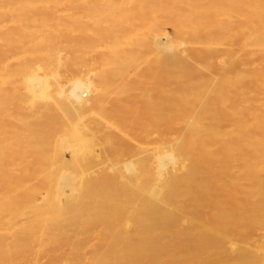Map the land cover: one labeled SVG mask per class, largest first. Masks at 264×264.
Listing matches in <instances>:
<instances>
[{
    "label": "bare ground",
    "instance_id": "6f19581e",
    "mask_svg": "<svg viewBox=\"0 0 264 264\" xmlns=\"http://www.w3.org/2000/svg\"><path fill=\"white\" fill-rule=\"evenodd\" d=\"M239 263L264 0H0V264Z\"/></svg>",
    "mask_w": 264,
    "mask_h": 264
},
{
    "label": "rangeland",
    "instance_id": "374dc122",
    "mask_svg": "<svg viewBox=\"0 0 264 264\" xmlns=\"http://www.w3.org/2000/svg\"><path fill=\"white\" fill-rule=\"evenodd\" d=\"M218 73H219V72H218ZM218 73H217V71H216L215 75H219ZM181 89H182V85H180V84H179V85H175V86L173 87V90H174L175 92H179ZM258 237H259V234L253 236L252 240H256V239H258ZM228 259L230 260V259H232V258L228 256ZM45 261H47V260H45ZM45 261H44V263H45ZM239 264H240V263H239Z\"/></svg>",
    "mask_w": 264,
    "mask_h": 264
}]
</instances>
